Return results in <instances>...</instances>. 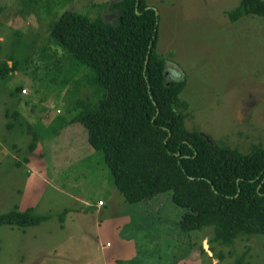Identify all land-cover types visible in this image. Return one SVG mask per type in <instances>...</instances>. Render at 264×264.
<instances>
[{"label":"rangeland","instance_id":"374dc122","mask_svg":"<svg viewBox=\"0 0 264 264\" xmlns=\"http://www.w3.org/2000/svg\"><path fill=\"white\" fill-rule=\"evenodd\" d=\"M115 1L0 0V213L17 205L50 216L33 226H1L0 264H87L101 245L122 250L120 241L124 257L114 248V264H235L242 254L243 264H264L262 233L212 242L214 251L212 228L182 229L186 209L170 192L126 202L103 151L89 144L82 122L70 121L101 91L96 73L50 39L51 24L65 10L114 23ZM146 2L158 15L166 73L185 77L186 127L242 153L264 149V17L232 21L228 12L240 0ZM34 171L48 184L32 186L30 201L26 180ZM105 217L116 233L105 230L110 242L97 226Z\"/></svg>","mask_w":264,"mask_h":264},{"label":"trees","instance_id":"16d2710c","mask_svg":"<svg viewBox=\"0 0 264 264\" xmlns=\"http://www.w3.org/2000/svg\"><path fill=\"white\" fill-rule=\"evenodd\" d=\"M112 8L118 12L114 23L65 10L51 24L50 39L75 65L96 73L101 91L97 103L86 104L70 121L82 122L89 144L103 151L126 202L170 192L173 202L186 209L182 229L212 228L214 251L212 242L264 234V149L242 153L189 130L188 105L180 99L185 77L166 73V56L156 46V10L146 0H117ZM228 14L232 21L249 14L264 17V0H240ZM49 217L16 205L0 213V227L33 226ZM243 260L244 254L235 264Z\"/></svg>","mask_w":264,"mask_h":264},{"label":"crops","instance_id":"0c3cea01","mask_svg":"<svg viewBox=\"0 0 264 264\" xmlns=\"http://www.w3.org/2000/svg\"><path fill=\"white\" fill-rule=\"evenodd\" d=\"M41 168H43L42 169V173L43 172H45V165H44V163H43V166L41 167ZM44 170V171H43ZM45 178V177H44ZM48 182V180H46V178H45V180L43 179V177L42 176H40V174L39 173H37V171H34L33 172V175L28 179V180H26V193L25 194H27L26 196H29L28 197V200H30V201H32L31 199H30V194H31V187L33 186V188L34 187H37V186H39V185H41V186H45L46 184H48L47 183ZM48 186H51V185H48ZM35 204V203H34ZM106 219L107 218H109V217H105ZM48 220V219H47ZM46 221V220H45ZM109 221V219H107L106 221H104L103 222V224L102 223H98L97 224V226H98V230H100L101 231V233H103L104 234V237L103 238H105V241H108V239H106L107 237V234H106V231L105 230H107L108 229V231H109V234L111 235V233H113L114 231L113 230H111L110 228H108L107 227V225H108V222ZM102 225V226H101ZM94 230V227H92L91 226V229L90 230H87L88 232H94L93 231ZM116 235V233L115 234H113V235H111V236H115ZM88 236V235H87ZM87 236H86V238H87ZM96 236H98V233H96ZM114 241H120V240H118V239H116V237L114 238ZM108 242H110V240L108 241ZM119 243H121L119 246L120 247H122V250L120 249H118L117 248V245L114 243V242H110V245L112 246L113 244H114V247H113V249L112 250H110V249H107L108 247H104L103 248V246L104 245H101V246H99V247H97V250H96V253L94 254V256H93V259L92 260H90L87 264H114L115 263V261H113L115 258L113 257V256H115V249L114 248H117V251H119V254L121 253V255H119L120 257H118V258H122V257H124V255H123V251L125 250V246H123L122 244V242L120 241ZM125 245V244H124ZM127 249V248H126ZM112 255V256H111ZM112 258H113V260H112Z\"/></svg>","mask_w":264,"mask_h":264},{"label":"water","instance_id":"95a60500","mask_svg":"<svg viewBox=\"0 0 264 264\" xmlns=\"http://www.w3.org/2000/svg\"><path fill=\"white\" fill-rule=\"evenodd\" d=\"M146 63H147V59H146ZM166 74V73H165Z\"/></svg>","mask_w":264,"mask_h":264}]
</instances>
